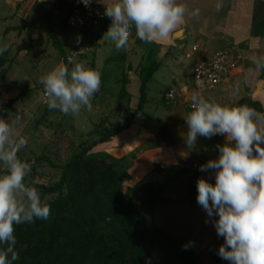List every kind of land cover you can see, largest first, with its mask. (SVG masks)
I'll return each mask as SVG.
<instances>
[{
	"label": "clouds",
	"instance_id": "clouds-1",
	"mask_svg": "<svg viewBox=\"0 0 264 264\" xmlns=\"http://www.w3.org/2000/svg\"><path fill=\"white\" fill-rule=\"evenodd\" d=\"M81 2L87 7L92 0ZM103 4V15L111 21L103 39L113 42L117 52L127 47L133 28L143 42L167 40L188 12L179 0H109ZM198 14V10L192 12ZM81 40L78 36L75 42ZM8 48L0 45V55ZM254 62L257 71L264 69V56L255 57ZM40 83L50 110L75 115L84 108L91 110L101 76L84 63L71 70L60 64L41 76ZM189 106L184 117L187 149H195L198 137H225L223 144L216 145L218 158L200 166L202 172L214 170L215 182L203 177L196 182L197 203L224 239L218 255L230 264H264V112L246 104L222 105L198 92L192 93ZM21 120L19 110L8 119L0 117V264H13L20 258L16 225L50 217V206L42 203L36 187L25 182L31 166L18 153L27 140L13 127Z\"/></svg>",
	"mask_w": 264,
	"mask_h": 264
},
{
	"label": "crops",
	"instance_id": "crops-1",
	"mask_svg": "<svg viewBox=\"0 0 264 264\" xmlns=\"http://www.w3.org/2000/svg\"><path fill=\"white\" fill-rule=\"evenodd\" d=\"M108 2L109 0H100L98 4L104 9L103 3ZM179 2L188 9L185 22L167 40L145 44L146 42L136 36L135 28H133L127 45L129 51L123 49L107 57V61H110L108 60L110 57H119V60L115 61H118L120 66L122 62L124 63L123 73L126 72L128 76L132 71L139 73V69L148 57L153 56V59L159 63L156 71L160 68L164 58H170L172 69L174 68L172 81L175 83L171 88L184 95L181 99L165 103L166 109L164 110L161 109L162 107H155V112L160 111L158 113H147L146 115L143 113L146 109L140 110V114H145L144 123H141V119L138 118L142 115L137 114L127 128L121 130L111 140L101 142L92 149L96 153H108L115 159L124 156L131 161L125 175L126 186L141 185L146 181L165 178L173 174L176 168H168V165L196 169L206 164L208 160L219 156L216 145L225 142V137L222 135H215L211 139L198 137L194 150L186 148L184 136L187 126L184 117L191 110L187 100L194 92V83L192 79L182 76L186 73L183 60H189L194 67L198 60L206 58L213 52L230 49L237 59L232 69L231 79L205 91V98L230 106L245 98L257 102L255 109L264 112V69L257 71L254 62L255 57L264 56V0H179ZM6 3L17 9L15 13L19 11L22 15H19L20 17L26 20L32 18L31 25H36L39 21L36 20L38 16L32 13L36 7L43 11V14H37L39 16L44 15L47 19L57 16L58 21L52 22V25L57 26L58 29L56 32L55 30L51 32L67 49L69 67L72 63L71 58L78 56L83 59L88 50L93 48L99 50L109 43L110 47L115 48L113 42L103 39L111 23L110 19L99 24L102 28L97 32L96 42L92 46L87 44V40L98 25L82 30L68 26L65 20L66 16L73 11L71 4L60 0H6ZM196 10L199 14L192 15V12ZM78 36L82 37L80 44L75 42ZM130 40L134 44L130 43ZM195 46L196 49H194ZM186 53H190V56L188 57ZM147 54L148 57H146ZM91 64L95 68L94 64ZM192 72L193 69L191 78ZM237 84H239L238 91L236 90ZM159 164L161 166H158ZM191 175L192 173L187 172L169 183L165 190L169 199L179 201L182 196L183 201H189L192 198L194 201L197 200V192L192 194L189 188ZM201 177L211 183L215 182L214 170L201 171L198 178ZM181 180L187 181V187L184 188L182 194L178 190ZM217 238L220 236L217 235ZM205 249H207L206 245L195 248L199 254ZM215 256L217 257L218 254L215 253ZM219 259V264H230L229 261L220 257Z\"/></svg>",
	"mask_w": 264,
	"mask_h": 264
},
{
	"label": "rangeland",
	"instance_id": "rangeland-1",
	"mask_svg": "<svg viewBox=\"0 0 264 264\" xmlns=\"http://www.w3.org/2000/svg\"><path fill=\"white\" fill-rule=\"evenodd\" d=\"M15 12H17V9L10 7L6 0H0V45H9L4 54L10 57L17 56L13 68L5 77L0 79V117L8 119L10 114H15L19 110L22 120L14 123L13 127L16 132L27 140V145L19 151L18 157L31 166L30 176L35 181L52 183L59 178L61 169L37 157L42 153H46L55 162L62 164L73 152L79 149L81 142L91 141L98 137V134H89V132L103 119L107 118L108 125L118 126L126 122L139 103L142 82L140 73L152 62L154 57L149 58L147 54V61H144L145 63L139 69V73L135 71L129 73L127 97L120 94L123 86L120 77L124 75V63L122 62L120 66L118 61H107L108 56L118 53L115 48L110 47V43L103 45L99 50L93 48L86 51L83 59L78 56L71 58L72 63L69 70L77 63H84L86 67L100 73L101 84L91 100V110L84 108L75 115H64L58 110H52L46 119L39 120L47 107V96H45L44 87L40 83V77L60 64L65 65L67 63L69 65L70 60L67 58V61H64L62 52L53 44V40L50 38L51 31L55 30L56 32L58 29L57 26L52 25V22L58 21L57 16H53L52 19H47L44 15L39 16L37 14H43V11L36 7L32 13L38 16L36 20L40 22L31 25L32 18L26 20L19 16L21 15L19 11L18 13ZM101 28V25L95 27L94 32L89 35L87 44L94 46L95 37ZM130 43L134 44L132 40H130ZM125 49L129 51L128 47ZM125 49L124 51H126ZM67 53L66 51V55ZM183 62L186 66V73L182 76L192 79L194 83L193 72L191 78L192 64L189 60H183ZM91 63L94 64L95 68ZM170 63V58H164L158 71L149 80L147 102L145 108L141 109L142 111L146 109L143 112L146 115L160 112L159 110L155 112L157 106L162 107L163 110L166 109L164 104L172 101L166 99L165 96L166 91L171 89L172 84H175L172 81L174 68L172 69V63ZM18 94H21L20 98L7 111V114H2L1 109L4 104L8 99L14 98ZM119 106L120 108H118ZM140 115L142 116L138 118L141 119V123H144L146 118L143 114ZM156 123L158 122L156 121ZM92 152L96 153L93 150ZM116 163L118 166H130L131 161L123 156L118 157ZM0 169H3V165H0ZM186 182V180H181L178 189L181 191L180 194H182L184 188L186 189ZM124 185L126 187L125 183ZM53 196V194H47L43 200L47 201ZM192 199L183 201L182 196L179 201L169 199L167 192L164 191L161 199L157 200L150 208V213L146 209L144 212L148 216L153 214L158 226L171 234L179 243L195 248L206 245L207 249L201 251L200 254L201 263L219 264L220 256L216 257L215 253L218 254L219 246L224 243V239L223 237L216 239L217 234L213 223L209 220L204 209L197 203V200ZM206 220L209 222L206 223ZM159 248L160 245L157 243L149 264L178 262L172 255L160 256Z\"/></svg>",
	"mask_w": 264,
	"mask_h": 264
},
{
	"label": "trees",
	"instance_id": "trees-1",
	"mask_svg": "<svg viewBox=\"0 0 264 264\" xmlns=\"http://www.w3.org/2000/svg\"><path fill=\"white\" fill-rule=\"evenodd\" d=\"M50 36L67 61V49L53 33ZM16 60L17 56L0 55V79L9 73ZM108 60H119V57ZM65 66L70 69L67 63ZM158 67L159 63L153 59L140 73L139 103L126 122L108 125L107 118L103 119L89 132L98 137L81 142L79 149L62 164L46 153L37 157L59 167L61 173L52 183L35 181L30 175L25 178L27 184L37 188L42 203L50 206V217L15 226L20 258L13 264H149L157 243L160 256L172 255L178 260L164 264H206L200 262L195 248L179 243L158 226L153 214L148 216L144 212L146 209L150 213L169 183L181 174L192 173L189 188L195 194L200 167L168 165V168H176L173 174L125 187L129 166H118L117 159L108 153L92 152L97 144L111 140L132 123L147 102L148 82ZM120 80L123 82L120 94L125 97L128 95V74L124 72ZM20 96L8 99L1 109L2 114H7ZM245 104L252 108L257 106V102L245 98L232 106ZM51 111L47 106L39 120L46 119ZM47 194L54 196L44 201Z\"/></svg>",
	"mask_w": 264,
	"mask_h": 264
},
{
	"label": "built area",
	"instance_id": "built-area-1",
	"mask_svg": "<svg viewBox=\"0 0 264 264\" xmlns=\"http://www.w3.org/2000/svg\"><path fill=\"white\" fill-rule=\"evenodd\" d=\"M61 1L72 5L73 11L66 16V23L75 29H88L109 19L103 15L104 9L96 0H92V3L87 7L81 0ZM196 48L195 46L194 49ZM186 55L189 57L190 53H186ZM236 63V55L230 49L217 50L206 58L198 60L193 67L194 92L205 97V91L208 89L228 82L232 77V69ZM165 96L169 100H178L184 97L183 93L174 88L169 89ZM190 98L187 100L188 106L190 105Z\"/></svg>",
	"mask_w": 264,
	"mask_h": 264
}]
</instances>
